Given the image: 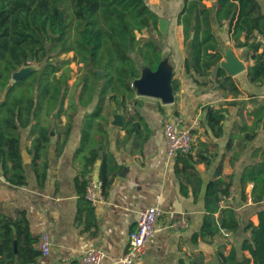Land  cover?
Segmentation results:
<instances>
[{
    "label": "trees",
    "instance_id": "16d2710c",
    "mask_svg": "<svg viewBox=\"0 0 264 264\" xmlns=\"http://www.w3.org/2000/svg\"><path fill=\"white\" fill-rule=\"evenodd\" d=\"M182 0L176 23L181 25L183 46L187 52L184 71L202 79L213 74L212 87L240 94L232 77L217 67L221 47L213 32V21L228 25L234 45L243 48L253 60L247 67V78L253 84L264 82V52H258L264 39V16L256 0ZM158 14L145 0H0V170L13 186H23L27 179L22 163L20 140L27 130L32 172L43 187L48 167L50 138L54 136V152L58 156L67 142L74 118L82 112L78 144L71 163L76 169L73 178L76 202V223L82 217L92 222L93 205L86 197L87 176L100 159L98 180L103 196L119 166L106 150L105 128L109 116L121 113L126 133L138 132L143 124L138 114H128L135 102L134 80L141 76L137 61L154 72L162 61L158 44ZM243 37V40L240 38ZM77 65L74 73L71 64ZM34 70L22 79L11 80V74L23 66ZM191 75V74H190ZM197 83H201L196 80ZM172 91L177 82L171 80ZM112 105V106H111ZM91 107L90 110H87ZM205 121L214 137L222 135L224 119L221 108L205 105ZM252 124H243L242 139L251 142L255 126L264 127V103L250 113ZM64 118V120H63ZM240 142V141H238ZM229 136L227 149L231 148ZM245 145L233 149L231 162L243 152ZM252 162L240 174L241 197L252 203L264 199V136L262 145L251 152ZM208 167L207 156L192 151L177 153L174 172L179 191L197 198L202 179L195 165ZM232 176L221 175L219 165L207 182L203 196L204 214L201 227L192 241L214 245V262L202 253L188 264H264V209L256 212L257 224L248 220L243 226L245 238L241 254L231 246L217 243L220 231L235 232L238 213L221 206L220 198L230 193ZM250 186L249 195L245 189ZM23 212L11 219L0 212V264H37L40 251ZM247 252L249 256L245 255ZM178 264H186L179 259Z\"/></svg>",
    "mask_w": 264,
    "mask_h": 264
},
{
    "label": "crops",
    "instance_id": "0c3cea01",
    "mask_svg": "<svg viewBox=\"0 0 264 264\" xmlns=\"http://www.w3.org/2000/svg\"><path fill=\"white\" fill-rule=\"evenodd\" d=\"M256 1L264 16V0ZM150 2L156 4L155 11L158 14L162 71L167 73L169 85L171 80L177 82V89L172 91L173 100L167 104L158 98L135 92V102L128 106L127 112L138 114L142 118L143 124L138 132H125L122 128L125 117L121 113L109 116L104 130L107 136L106 150L120 169L103 199L93 205L92 222L84 217L79 224L75 220L77 194L73 178L76 169L71 160L78 144L82 112L75 116L67 142L58 156L54 152V142L51 143L43 187L38 186L26 153L29 145L27 130L22 131L20 140L26 184H9L0 170V212L11 219L23 212L33 237L38 238L40 233L48 235L49 253L45 256L40 253L37 264H78L80 255L93 246L105 254L101 264H117L126 251L128 234L135 228L137 211L148 206L157 207L161 215L153 237L148 240L143 254L133 264H178L181 258L188 264L198 253L214 262V245L201 241L194 243L192 236L201 227L205 186L219 165L221 175L226 180L228 176H232L230 193L223 196L225 198L221 206L233 208L240 219L235 232L219 234L217 243L225 244L226 252L233 246L238 255L242 253L240 243L245 238L243 226L248 220L257 224L256 212L264 209V199L258 203H252L249 197L247 200L242 199L239 183L242 169L252 162L251 152L262 145L264 136L261 124L255 126L254 140L248 142L242 139L245 135L242 131L243 124L251 125V111L264 103V82L257 85L247 78V67L253 60L244 55L243 48L234 45L226 22L218 26L213 21V32L221 47L219 64L233 60L239 65L240 69L230 76L240 94L233 96L228 91L213 88V74L208 79H202L192 69L191 75L185 73L184 60L187 52L183 46L182 27L176 23L182 0ZM215 2L216 0L204 1L207 6H214ZM258 39L261 42L258 52H264V39L259 36ZM138 67L141 74L146 71L141 63ZM205 105L222 109V135L218 138L213 136L205 121L206 112L202 110ZM90 109L88 107L87 110ZM115 115H120V125L112 124ZM175 117L179 119L177 125L180 129L191 131L194 138L192 154L201 153L210 160L208 167L203 163L195 165L202 179L195 200L190 192L186 196L180 193L174 172L175 157L169 158L165 152L162 127L165 122L174 121ZM230 135L232 144L227 149ZM51 137L54 141V136ZM240 145H245L243 152L231 162L233 149L237 151ZM99 165L100 159L87 176L88 181L98 180ZM249 189L250 186L245 189L247 196ZM182 220L184 226H169L174 221ZM244 254L249 256L247 252Z\"/></svg>",
    "mask_w": 264,
    "mask_h": 264
},
{
    "label": "built area",
    "instance_id": "2783aa9c",
    "mask_svg": "<svg viewBox=\"0 0 264 264\" xmlns=\"http://www.w3.org/2000/svg\"><path fill=\"white\" fill-rule=\"evenodd\" d=\"M179 119L174 118L172 122H165L162 127L165 152L167 157L174 158L177 153H188L192 150L194 138L189 129H180L177 125ZM86 197L91 205L103 199L101 184L99 180L90 179L86 187ZM222 197L219 201L223 205ZM161 211L155 206H148L137 211L135 228L130 231L127 238L125 253L117 264H133L144 252L145 246L150 238L153 237L155 226ZM184 221H174L170 227L184 226ZM225 234L227 231L221 230ZM37 248L41 255L49 253V239L46 233H40L37 240ZM104 252L93 246L85 250L78 259V264H101Z\"/></svg>",
    "mask_w": 264,
    "mask_h": 264
},
{
    "label": "water",
    "instance_id": "95a60500",
    "mask_svg": "<svg viewBox=\"0 0 264 264\" xmlns=\"http://www.w3.org/2000/svg\"><path fill=\"white\" fill-rule=\"evenodd\" d=\"M220 62V61H219ZM224 69V71L232 75L237 72L240 68L233 60L228 61L227 63L217 64V67ZM33 67L23 66L17 71L11 74V80L17 81L22 79L27 73L34 70ZM169 77L167 73L162 71L161 62L158 65L156 71L152 72L146 68V71L141 74V76L134 80L133 88L138 95L150 96L160 99L164 104L170 103L173 100L172 87L169 85ZM114 125L121 124L120 115L114 116ZM53 138H50V143H53Z\"/></svg>",
    "mask_w": 264,
    "mask_h": 264
},
{
    "label": "rangeland",
    "instance_id": "374dc122",
    "mask_svg": "<svg viewBox=\"0 0 264 264\" xmlns=\"http://www.w3.org/2000/svg\"><path fill=\"white\" fill-rule=\"evenodd\" d=\"M146 3L153 9L155 10L156 9V4L155 3H152L150 2V0H145ZM137 64L138 66L140 65V62L137 61ZM29 67H33V65H29ZM71 67L73 68V72L75 73L77 71V65H75L74 63L71 64Z\"/></svg>",
    "mask_w": 264,
    "mask_h": 264
}]
</instances>
